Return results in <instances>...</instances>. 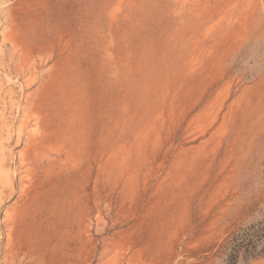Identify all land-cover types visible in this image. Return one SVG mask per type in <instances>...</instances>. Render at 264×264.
<instances>
[{"label": "rangeland", "instance_id": "1", "mask_svg": "<svg viewBox=\"0 0 264 264\" xmlns=\"http://www.w3.org/2000/svg\"><path fill=\"white\" fill-rule=\"evenodd\" d=\"M0 264H264V0H0Z\"/></svg>", "mask_w": 264, "mask_h": 264}]
</instances>
